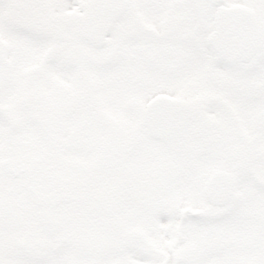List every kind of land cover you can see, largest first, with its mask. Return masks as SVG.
Wrapping results in <instances>:
<instances>
[{
  "label": "snow or ice",
  "instance_id": "6c2138e0",
  "mask_svg": "<svg viewBox=\"0 0 264 264\" xmlns=\"http://www.w3.org/2000/svg\"><path fill=\"white\" fill-rule=\"evenodd\" d=\"M0 264H264V0H0Z\"/></svg>",
  "mask_w": 264,
  "mask_h": 264
}]
</instances>
